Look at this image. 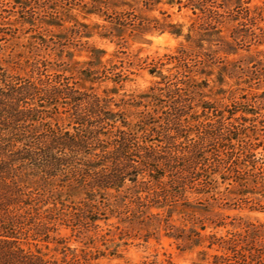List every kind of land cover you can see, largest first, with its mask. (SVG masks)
Returning <instances> with one entry per match:
<instances>
[{"label":"rangeland","instance_id":"1","mask_svg":"<svg viewBox=\"0 0 264 264\" xmlns=\"http://www.w3.org/2000/svg\"><path fill=\"white\" fill-rule=\"evenodd\" d=\"M162 1L165 13L145 14L184 34L195 15ZM220 10L222 39L197 45L168 31L102 36L108 20L79 0H0V77L95 93L117 112L112 132L162 153L120 181L85 168L93 155L21 167L24 252L55 264H264V0ZM63 101L45 102L44 121L72 131Z\"/></svg>","mask_w":264,"mask_h":264},{"label":"trees","instance_id":"2","mask_svg":"<svg viewBox=\"0 0 264 264\" xmlns=\"http://www.w3.org/2000/svg\"><path fill=\"white\" fill-rule=\"evenodd\" d=\"M234 1L239 3L240 0ZM79 2L85 13L103 15L108 20V24L99 27L102 36H120L126 30L183 34V23L145 14L146 11L159 8L158 4L162 0ZM164 2L171 6L176 4L178 10L188 8L195 15V21L183 34L187 41L202 45L203 41L222 39L224 14L220 8L228 0ZM159 11L165 13L161 8ZM166 16L169 17V13ZM92 49L98 54L104 52L102 49ZM185 51L180 48L179 53L182 55ZM159 75L165 78L160 72ZM170 83L167 82L163 87L168 92H178L182 88L176 82L172 83L174 87H170ZM58 98L68 99V102L63 101L64 104L72 103L64 109L69 111V120L75 123L72 131L44 121L47 116H52L45 111V102L57 101ZM116 119L117 112L107 108L102 97L80 91L66 81L55 79L53 82H35L17 78L12 81L9 77H0V264H55L45 263L38 254L24 252L16 240L18 229L15 224L20 222L21 203L29 197V192L24 189L25 182L18 176L21 167L30 168L34 164L44 171L49 159L65 163L77 158V155H93L91 159H84L82 164L85 168L100 165L96 172L108 178L106 182L120 181L125 169L148 163L150 155L162 154L160 149L140 143L129 129H115L112 132ZM36 121L38 124H35Z\"/></svg>","mask_w":264,"mask_h":264}]
</instances>
